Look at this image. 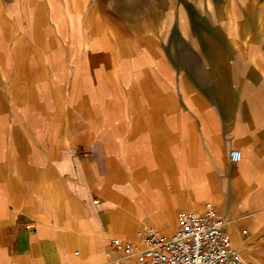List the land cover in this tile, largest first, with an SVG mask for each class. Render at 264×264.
<instances>
[{
    "label": "crops",
    "instance_id": "obj_1",
    "mask_svg": "<svg viewBox=\"0 0 264 264\" xmlns=\"http://www.w3.org/2000/svg\"><path fill=\"white\" fill-rule=\"evenodd\" d=\"M71 2L0 0V264H137L111 239L206 202L264 264L262 15Z\"/></svg>",
    "mask_w": 264,
    "mask_h": 264
},
{
    "label": "built area",
    "instance_id": "obj_2",
    "mask_svg": "<svg viewBox=\"0 0 264 264\" xmlns=\"http://www.w3.org/2000/svg\"><path fill=\"white\" fill-rule=\"evenodd\" d=\"M240 159V151L229 152L232 163ZM226 223L207 202L202 213L179 211L176 229L168 237L146 227L139 232L138 242L113 238L110 246L125 257H135L137 264H244L226 232Z\"/></svg>",
    "mask_w": 264,
    "mask_h": 264
},
{
    "label": "rangeland",
    "instance_id": "obj_3",
    "mask_svg": "<svg viewBox=\"0 0 264 264\" xmlns=\"http://www.w3.org/2000/svg\"><path fill=\"white\" fill-rule=\"evenodd\" d=\"M76 1V3L71 2L70 3V10L75 11H85V12H98L102 11L103 13L108 12L111 9V7H115L114 10L121 11V7L127 6V4H119L116 3L115 0H101L100 2H95V0H73ZM129 1V0H128ZM174 0H150V6L155 7L154 9H162L165 6L170 9L172 7V2ZM241 2V5L249 9L250 12L257 11L262 15V18L264 19V0H239ZM160 3V4H158ZM119 4V5H118ZM58 6H61V4H57ZM128 6H131V4H128ZM136 7V5H134ZM207 203V202H206ZM212 203V202H211ZM213 204V203H212ZM205 205V204H204ZM202 211H199L197 213H202ZM176 229V225L172 228L171 232L169 234H164L167 237L170 236ZM127 240V239H126Z\"/></svg>",
    "mask_w": 264,
    "mask_h": 264
},
{
    "label": "bare ground",
    "instance_id": "obj_4",
    "mask_svg": "<svg viewBox=\"0 0 264 264\" xmlns=\"http://www.w3.org/2000/svg\"><path fill=\"white\" fill-rule=\"evenodd\" d=\"M193 202V201H192ZM209 203H211V202H209ZM206 204V203H205ZM192 212H195V213H197V211H192ZM223 212V211H222ZM174 218V220H175V217H173ZM226 220V219H225ZM227 222V221H226ZM171 224V223H170ZM169 225V224H168ZM168 227V226H167ZM154 228H156V227H154ZM158 231H160L161 229H163V227L159 230L158 228H156ZM161 232V231H160ZM163 234H167V233H165V232H162Z\"/></svg>",
    "mask_w": 264,
    "mask_h": 264
}]
</instances>
